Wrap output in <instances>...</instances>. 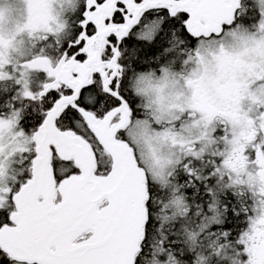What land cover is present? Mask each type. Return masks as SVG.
<instances>
[{
	"label": "snow or ice",
	"instance_id": "6c2138e0",
	"mask_svg": "<svg viewBox=\"0 0 264 264\" xmlns=\"http://www.w3.org/2000/svg\"><path fill=\"white\" fill-rule=\"evenodd\" d=\"M0 264H264V0H0Z\"/></svg>",
	"mask_w": 264,
	"mask_h": 264
}]
</instances>
